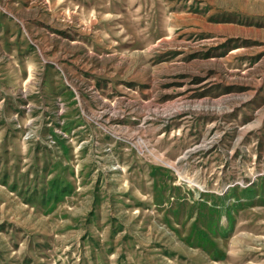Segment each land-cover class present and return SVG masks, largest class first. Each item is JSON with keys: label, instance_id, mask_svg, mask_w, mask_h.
Instances as JSON below:
<instances>
[{"label": "rangeland", "instance_id": "1", "mask_svg": "<svg viewBox=\"0 0 264 264\" xmlns=\"http://www.w3.org/2000/svg\"><path fill=\"white\" fill-rule=\"evenodd\" d=\"M263 90L264 0H0V264H264Z\"/></svg>", "mask_w": 264, "mask_h": 264}, {"label": "built area", "instance_id": "2", "mask_svg": "<svg viewBox=\"0 0 264 264\" xmlns=\"http://www.w3.org/2000/svg\"><path fill=\"white\" fill-rule=\"evenodd\" d=\"M59 134H63V133L60 131ZM50 141H51V143L56 144V141L53 139L52 136H50Z\"/></svg>", "mask_w": 264, "mask_h": 264}, {"label": "crops", "instance_id": "3", "mask_svg": "<svg viewBox=\"0 0 264 264\" xmlns=\"http://www.w3.org/2000/svg\"><path fill=\"white\" fill-rule=\"evenodd\" d=\"M236 50H238L237 52H239L240 49H236ZM232 52H233V51H232ZM237 52H235L234 54H237ZM263 91H264V90H263Z\"/></svg>", "mask_w": 264, "mask_h": 264}]
</instances>
